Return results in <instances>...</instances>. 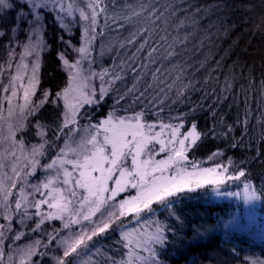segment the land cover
Returning <instances> with one entry per match:
<instances>
[{"label":"snow or ice","instance_id":"1","mask_svg":"<svg viewBox=\"0 0 264 264\" xmlns=\"http://www.w3.org/2000/svg\"><path fill=\"white\" fill-rule=\"evenodd\" d=\"M113 9V22L117 19L131 22L145 11L142 7L118 16L115 3ZM48 14L53 15L60 29L57 40L61 47L55 59L59 70L66 74L64 86L55 93L40 88L43 54L52 51L44 35ZM101 14L105 15L107 25L108 6L104 0H0V53L3 54L0 58V219L4 221L0 223V245L8 239L19 241L28 232L47 236L46 241L37 239L17 247L19 264H43L46 256L51 264H169L166 254L170 250L173 255L182 253L198 246L204 238L205 230L189 227L179 206L209 188L221 194L220 186L226 180L245 177L244 165L250 166L264 156L260 147L264 145V112L256 117L260 132L255 154L250 153L239 165L229 158V165L236 169L232 174L220 164L198 167L196 162L189 161L187 153L208 136L227 138L234 131L233 125L218 130L214 124L205 132L193 121L187 131H182L183 118H174L179 120L178 124L150 122L146 119V109L119 115L115 107L97 123L81 125L84 115L81 109L85 105H100L115 82L122 79L113 69L97 73L92 67L93 42L97 35L103 34L102 30L97 32ZM148 16L155 23L164 12L152 8ZM78 23L79 46L72 40ZM255 29L264 33V13ZM146 31L147 28H141L133 33L128 43H134ZM160 40L167 41L168 35ZM147 43L145 38L140 49ZM174 44L175 41L168 45L172 51L167 52L165 59L178 55ZM156 51L153 47L148 52L146 59L151 63L156 62L152 59ZM142 67L146 69L148 65ZM159 72L157 68L153 80L169 90L176 88L179 75L166 84L157 76ZM144 74L141 72L132 87L118 97L117 104L130 95L133 103L142 102L144 92L139 96L135 92ZM96 78L101 81L98 93L92 85ZM190 87H193L191 82L177 88V94L184 95ZM231 87L226 80L223 91H230ZM260 87L264 94V79ZM47 105H52L56 113L51 123L39 118ZM252 115L246 101L243 119L237 120L243 126L241 137H232V148L251 146L248 126ZM30 125L38 139L31 145L23 135ZM61 139L63 146L44 163L49 148ZM220 155L223 153L218 150L209 159ZM37 173L41 177L31 182L30 178ZM129 189L135 190V194L120 198ZM243 199L245 203L260 199L248 182L244 183ZM97 213L100 216L93 219ZM56 220L61 222V227L46 232L45 225ZM126 221L134 222L136 227H128ZM109 234H118L112 249L101 245V240ZM41 247L45 251H38ZM231 251L238 255L234 247ZM3 257L0 250V264ZM8 264H15L11 255ZM240 264H264V259L246 255Z\"/></svg>","mask_w":264,"mask_h":264},{"label":"trees","instance_id":"2","mask_svg":"<svg viewBox=\"0 0 264 264\" xmlns=\"http://www.w3.org/2000/svg\"><path fill=\"white\" fill-rule=\"evenodd\" d=\"M104 3L108 6L109 19L105 25V15L101 14L98 18L97 32L102 30L103 34L97 35L93 42L92 56L95 63L92 67L95 71L113 69L114 73H120L122 79L115 82L100 105L81 109L84 115L80 124L97 123L115 107L119 115H131L134 111L146 109V119L150 122L159 123L162 120L164 123L171 121L178 124L179 120L174 118H183L185 127L182 131H187L193 121L199 130L205 132L214 124L218 130H226L227 125H233L234 131L228 133L227 138L208 136L187 154L190 162L203 164L219 150L223 155L216 157L220 158L223 167L229 168L228 174L235 172L236 169L229 165V158L239 165L240 160L250 153L255 154L260 132L256 117L264 112V94L260 87V81L264 79V33L255 29L264 13L262 0H104ZM113 3L116 5L115 15L118 16L142 7L145 11L139 17H133L131 22L123 19L113 22ZM152 8L164 12V16L155 23L154 18L148 16ZM45 22L47 29L44 35L52 45V51L43 55L40 88L51 89L55 93L66 81V75L59 70L55 59V53L61 47L57 40L60 29L51 14L46 16ZM121 24L124 26L119 27ZM141 28H147L148 31L138 35L134 43H128L132 34ZM165 34L168 40L161 41L160 37ZM145 38L148 43L140 49ZM173 41L178 55L165 59L167 52L172 51L168 45L173 44ZM105 42L112 45L115 42V47L100 57L99 51ZM153 47L157 48L152 56L155 63L146 59ZM144 64L148 65L146 69L142 67ZM133 68L136 72L132 71ZM157 68L160 69L157 76L166 84L172 83L177 75L181 77L176 88L169 90L164 84L153 80L152 74ZM141 72L145 74L137 83L135 95L144 92L142 102L133 103L130 95L117 104L118 97L132 87ZM226 80L232 85L230 91H223ZM189 82L193 87L188 88L184 95H178L177 88ZM149 84L152 87H148ZM161 88H164L163 92ZM246 101L253 113L248 126L252 144L250 147L232 148V137H241L243 126L238 125L237 120L243 119ZM55 115L53 106L47 105L39 118L51 123ZM23 135L29 145L38 142L31 125ZM244 139L247 141L248 136ZM63 143V139L56 141L43 162H49ZM260 147L264 150V145ZM244 167L246 176L235 181L226 180L220 186V192L236 191L248 182L260 196L256 208L249 210L235 200L209 201L210 188L195 194L179 207H182L189 227L198 226L205 230L204 238L198 246L182 253L173 255L170 250L166 254L169 264H193V261L195 264H240L246 255L264 259V156ZM128 194L134 195L133 192H127L121 198ZM126 224L136 227L134 222L126 221ZM58 226L59 223L54 222L51 226H45L44 230L47 232ZM41 234L28 232L22 239H38ZM117 239L118 234H109L101 240V245L112 249ZM9 244L12 245L11 239L5 241L3 248L9 250ZM233 247L238 255L231 251ZM40 251L45 249L41 248ZM3 264H7L5 257Z\"/></svg>","mask_w":264,"mask_h":264},{"label":"rangeland","instance_id":"3","mask_svg":"<svg viewBox=\"0 0 264 264\" xmlns=\"http://www.w3.org/2000/svg\"><path fill=\"white\" fill-rule=\"evenodd\" d=\"M52 17H53V15H52ZM76 20L79 21L78 14L76 16ZM73 32H74V35L72 37L73 43L76 44L77 46H79V43H80V35H81V28L79 26V23L73 29ZM108 42L103 43V46H102V48L99 51L100 57H102V56L106 55L107 53H110L111 51H113V48L115 47L114 46L115 45V42L113 43L114 45H112V43H108ZM2 56H3V54L0 53V58H2ZM100 71H102V70H100ZM100 71L98 70L96 72L99 73ZM92 85L97 89V93H98L99 92V89L101 87V81H100V79L99 78L94 79L92 81ZM85 106H93V105H85ZM157 130H159L158 127H157ZM217 164H220L223 167V164H222V162H220V158H218V157L209 159V160H207L203 164H198V167L211 168V167H215ZM189 167H190V165H189ZM41 175H42L41 173H37V175L35 177H31L30 178L31 182L35 183L41 177ZM128 192H133V194H135V190H133V189H129ZM220 193L221 194H216L211 189H209V195H210V197L208 198V200L209 201H212V200L213 201H221V200H229L230 201V200H235L238 203H242L249 210H253V209L256 208L257 200H253V201H250L248 203H245L244 202V199H243L244 186H241V187L237 188L236 191L233 190L232 192H228V193H239L240 195H228V193H222V192H220ZM44 208L46 209V206H44ZM31 211H34V209H32ZM101 211H103V209H101ZM99 216H100V213H97V216L96 217H93V219H96ZM3 222L4 221L2 219H0V223H3ZM54 222H58L59 223L58 228L61 227V222L59 220L49 222L45 226H47V225L48 226H51V224L54 223ZM85 223H87V222H85ZM15 227L16 228H19L20 226L19 225H15ZM75 227H79V226H75ZM52 230H48L47 232H51ZM41 235L42 236L40 238H38V239H40L42 241H46L47 240V236L44 235V234H41ZM35 240H37V239L29 240V241H24L23 239H21L19 241H15V242H13V240H11V242H12V248H10L9 250H5L3 248V245H0V250H4L5 251L4 257H5L6 263L8 264L9 255H11L13 257V260H14L15 264H19V255L16 253V248L17 247H22L24 245H27V244L35 241ZM52 246L54 247V242H53V245ZM41 248H39L38 251H40ZM33 259H35V257ZM38 259H39V257H38ZM43 264H51L50 257H48V256L44 257L43 258Z\"/></svg>","mask_w":264,"mask_h":264}]
</instances>
